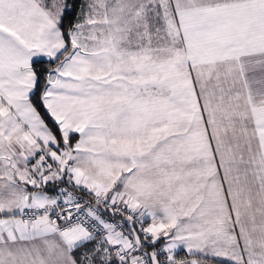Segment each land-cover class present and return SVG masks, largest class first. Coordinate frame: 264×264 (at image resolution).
<instances>
[{
    "label": "snow or ice",
    "instance_id": "1",
    "mask_svg": "<svg viewBox=\"0 0 264 264\" xmlns=\"http://www.w3.org/2000/svg\"><path fill=\"white\" fill-rule=\"evenodd\" d=\"M209 256L264 264V0H0V264Z\"/></svg>",
    "mask_w": 264,
    "mask_h": 264
},
{
    "label": "crops",
    "instance_id": "2",
    "mask_svg": "<svg viewBox=\"0 0 264 264\" xmlns=\"http://www.w3.org/2000/svg\"><path fill=\"white\" fill-rule=\"evenodd\" d=\"M176 255H178V259L181 258H186L187 257V252L186 250H181V249H177L176 250ZM189 259L195 258V259H205L204 257L197 255V256H193V257H187ZM206 264H228L227 261L223 260V258H215V257H207L206 258Z\"/></svg>",
    "mask_w": 264,
    "mask_h": 264
},
{
    "label": "trees",
    "instance_id": "3",
    "mask_svg": "<svg viewBox=\"0 0 264 264\" xmlns=\"http://www.w3.org/2000/svg\"><path fill=\"white\" fill-rule=\"evenodd\" d=\"M79 2H80V0H78V4H79ZM47 191H48L50 194H52L54 190H53L51 187H49V188L47 189ZM177 257H178V255H177Z\"/></svg>",
    "mask_w": 264,
    "mask_h": 264
}]
</instances>
